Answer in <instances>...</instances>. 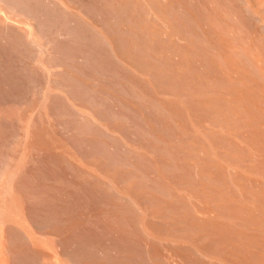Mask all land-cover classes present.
Returning <instances> with one entry per match:
<instances>
[{
	"label": "bare ground",
	"instance_id": "6f19581e",
	"mask_svg": "<svg viewBox=\"0 0 264 264\" xmlns=\"http://www.w3.org/2000/svg\"><path fill=\"white\" fill-rule=\"evenodd\" d=\"M0 264H264V0H0Z\"/></svg>",
	"mask_w": 264,
	"mask_h": 264
}]
</instances>
